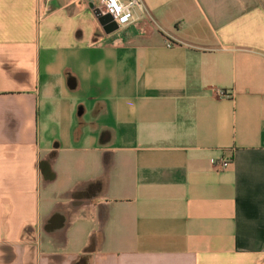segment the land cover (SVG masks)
Segmentation results:
<instances>
[{"label":"crops","instance_id":"obj_1","mask_svg":"<svg viewBox=\"0 0 264 264\" xmlns=\"http://www.w3.org/2000/svg\"><path fill=\"white\" fill-rule=\"evenodd\" d=\"M97 4L0 0V264H264V0Z\"/></svg>","mask_w":264,"mask_h":264},{"label":"built area","instance_id":"obj_2","mask_svg":"<svg viewBox=\"0 0 264 264\" xmlns=\"http://www.w3.org/2000/svg\"><path fill=\"white\" fill-rule=\"evenodd\" d=\"M139 5V0H129L123 2L121 0H98L96 10L101 14L110 16L111 21L116 23L118 27L127 26L134 21L133 8ZM229 158H221L215 161L216 167L223 170L230 165Z\"/></svg>","mask_w":264,"mask_h":264},{"label":"water","instance_id":"obj_3","mask_svg":"<svg viewBox=\"0 0 264 264\" xmlns=\"http://www.w3.org/2000/svg\"><path fill=\"white\" fill-rule=\"evenodd\" d=\"M95 13L105 32L109 33L118 28V25L111 21L109 15L101 14L99 10H96Z\"/></svg>","mask_w":264,"mask_h":264}]
</instances>
